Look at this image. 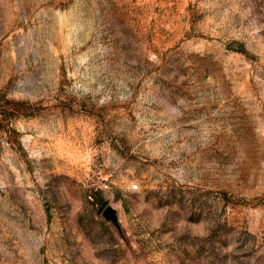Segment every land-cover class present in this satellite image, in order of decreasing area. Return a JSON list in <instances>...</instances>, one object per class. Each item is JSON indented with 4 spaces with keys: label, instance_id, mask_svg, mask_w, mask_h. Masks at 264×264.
Returning <instances> with one entry per match:
<instances>
[{
    "label": "rangeland",
    "instance_id": "1",
    "mask_svg": "<svg viewBox=\"0 0 264 264\" xmlns=\"http://www.w3.org/2000/svg\"><path fill=\"white\" fill-rule=\"evenodd\" d=\"M0 264H264V0H0Z\"/></svg>",
    "mask_w": 264,
    "mask_h": 264
}]
</instances>
